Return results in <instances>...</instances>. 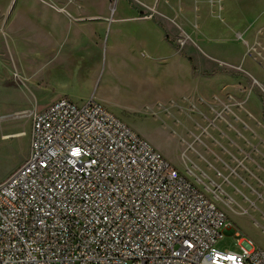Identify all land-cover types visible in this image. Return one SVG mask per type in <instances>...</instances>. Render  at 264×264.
<instances>
[{"label": "rangeland", "instance_id": "rangeland-1", "mask_svg": "<svg viewBox=\"0 0 264 264\" xmlns=\"http://www.w3.org/2000/svg\"><path fill=\"white\" fill-rule=\"evenodd\" d=\"M50 5L55 1L0 0V183L28 157L31 113L61 98L103 100L188 176L191 170L200 174L198 168L212 176L207 160L213 158L204 144L214 148L211 136L218 137L214 128L204 132L211 107L226 100V93L244 101V108L262 120L264 0H75L69 4L73 18L101 20L95 26L74 25L70 34L36 45L29 23L46 29V24L71 20ZM94 30L97 34L91 35ZM47 47L56 55H49ZM226 83L230 89L223 93ZM233 110L247 116L243 109ZM213 191L229 223L218 246L237 250L238 232L264 250V225L255 223L256 198L248 195L241 208L222 189Z\"/></svg>", "mask_w": 264, "mask_h": 264}, {"label": "built area", "instance_id": "built-area-1", "mask_svg": "<svg viewBox=\"0 0 264 264\" xmlns=\"http://www.w3.org/2000/svg\"><path fill=\"white\" fill-rule=\"evenodd\" d=\"M30 120L28 157L0 183V264H264L238 232L221 249L217 200L95 98Z\"/></svg>", "mask_w": 264, "mask_h": 264}, {"label": "crops", "instance_id": "crops-1", "mask_svg": "<svg viewBox=\"0 0 264 264\" xmlns=\"http://www.w3.org/2000/svg\"><path fill=\"white\" fill-rule=\"evenodd\" d=\"M56 5H50V8L56 9L58 14H67L71 19L67 24L65 20H58L52 24H46V29H41L35 23H29L28 29L30 30V38L36 42L40 40L49 41L57 35H63L67 31L73 30L74 25L78 27V24L89 23L92 26L98 22V16L76 17L73 18L69 13L72 8L71 3L75 0H53ZM134 20V19H132ZM107 22V21H104ZM88 24V25H89ZM106 24V23H104ZM81 36V32H77ZM97 33L91 32V35ZM32 42V40H30ZM46 44V43H42ZM40 44V45H42ZM48 46V45H47ZM46 52L49 55H56L53 48L52 51L47 47ZM235 83V82H233ZM254 82L250 83V88ZM229 84L223 85L222 92L225 93L229 88ZM236 86V84H233ZM247 88L241 91L245 93ZM226 100H220L216 107H211L213 111L212 118H208L209 127L205 129V134H208L209 128L215 129L217 139H221L223 143L218 141L214 136H211L214 142V148L204 144L206 153L211 156L212 162L207 160L208 169L211 171L210 176L206 170L198 168L200 174H196L193 170L190 172L194 175H189L191 180L194 181L200 189L205 191L213 199L217 193L213 191L216 186H219L224 193L226 192L233 203H236L241 208L245 205L246 201H249L248 195L256 198L259 202V206L253 201L251 205L257 209L258 221L255 223L259 226L264 225V111L262 114V120L256 118L251 112L244 108V101L239 100L232 93H226ZM92 98V97H91ZM95 98V97H93ZM86 101V100H85ZM101 104H105L103 100L98 101ZM54 103V102H52ZM52 103H47L43 106H38L36 110H44ZM243 109L246 115L239 116L233 109ZM35 111V110H34ZM228 114V115H227ZM224 125L223 131L217 124ZM22 132H18L15 135H20ZM14 135V136H15ZM13 136L7 135L6 137ZM201 142L200 137L196 138ZM193 148V145H192ZM200 158L206 160V158L200 154ZM196 166V165H195ZM203 179L211 181L209 184L203 182ZM226 188V190L224 189ZM214 192V194H213ZM225 193V194H226ZM226 194V195H227ZM246 200V201H245ZM218 201V200H217ZM232 210V206H229ZM243 213H248V209L243 210Z\"/></svg>", "mask_w": 264, "mask_h": 264}]
</instances>
